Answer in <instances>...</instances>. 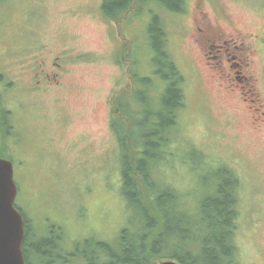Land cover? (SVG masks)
<instances>
[{
  "label": "rangeland",
  "instance_id": "obj_1",
  "mask_svg": "<svg viewBox=\"0 0 264 264\" xmlns=\"http://www.w3.org/2000/svg\"><path fill=\"white\" fill-rule=\"evenodd\" d=\"M101 3L0 0V91L3 107L12 111L6 158L31 243L43 234L60 236L66 254L61 264H80L79 258L67 262L74 249L111 243L124 227L137 228L120 193V148L110 117L120 94L129 98L133 86L142 89L133 84V71L150 77L152 101L158 102L164 83L155 72L149 30L157 16L184 79V106L170 131L169 161L159 163L163 174L155 176L185 194L183 208L192 210L209 193L212 171L230 168L240 181V264H264V116L250 109L253 98L251 107L264 111V0H170L182 10L166 0H133L118 19L106 18ZM203 35L216 44L232 37L251 50V91L222 81L208 67L215 61L206 59L207 43L196 41ZM192 148L204 153L207 166Z\"/></svg>",
  "mask_w": 264,
  "mask_h": 264
},
{
  "label": "trees",
  "instance_id": "obj_2",
  "mask_svg": "<svg viewBox=\"0 0 264 264\" xmlns=\"http://www.w3.org/2000/svg\"><path fill=\"white\" fill-rule=\"evenodd\" d=\"M132 1L102 0L101 11L106 18L118 19L132 7ZM179 1L174 0L175 5ZM166 3L182 10L170 0ZM163 27L160 17L152 18L149 30L155 51V72L164 83L157 104L153 103L149 91L150 77L133 71V84L142 89H133V86L130 91L133 96L129 98L128 92H123L111 108L110 127L120 148V193L126 206L132 209L137 228L131 232L124 227L111 243L97 241L93 248L79 250L78 247L73 250L76 252L73 259L67 262L79 258L80 264H157L171 259L181 264H240L235 240L240 186L236 174L225 165L213 170L209 193L201 195L192 210L183 208L185 194L159 178L162 173L159 163L166 165L170 158L168 149L173 145L170 131L177 125V111L184 106V79L161 38ZM2 77L0 74V82ZM1 97L0 91V157H6L12 111L3 107ZM194 150L199 163L207 166L204 153L195 148L190 153ZM22 214L25 227L22 250L26 264L32 261L61 264L66 255L59 244L62 237L56 239L55 235L51 238L43 234L38 242L31 243V231Z\"/></svg>",
  "mask_w": 264,
  "mask_h": 264
},
{
  "label": "water",
  "instance_id": "obj_3",
  "mask_svg": "<svg viewBox=\"0 0 264 264\" xmlns=\"http://www.w3.org/2000/svg\"><path fill=\"white\" fill-rule=\"evenodd\" d=\"M17 185L12 161L0 158V264H26L22 250L25 235L24 217L15 205ZM157 264H181L162 260Z\"/></svg>",
  "mask_w": 264,
  "mask_h": 264
},
{
  "label": "flooded vegetation",
  "instance_id": "obj_4",
  "mask_svg": "<svg viewBox=\"0 0 264 264\" xmlns=\"http://www.w3.org/2000/svg\"><path fill=\"white\" fill-rule=\"evenodd\" d=\"M198 12H200L199 14L201 16L205 17V15H203V11H200L198 9ZM198 30L201 31V28L198 27ZM220 32L222 33L221 29ZM196 41L199 42L198 44L207 43L204 47L209 50L206 59H213L215 62L214 64L213 63L210 64V62H206V64L212 71H215V73L217 74L220 73L218 74V76L222 81H228L229 79H232L233 81H236L240 84V88L245 89L244 86H247L251 91L250 81L252 80V75L250 73V70H248L250 66L248 52L251 50L246 51L245 47L243 46V43L242 42L239 43L238 41L236 42V40L233 39L232 37L223 40L220 44H216V40L213 38L206 39L204 35L203 37L196 39ZM213 52L215 54L213 56H209V53L212 54ZM230 59H232V61H229ZM228 61L230 62V64H228V68L229 70H232V72H229V70H227L224 65L225 62L227 63ZM40 72H43V70H40ZM55 75L57 74L53 73V76ZM44 76L50 78L51 73L45 72ZM255 100L253 98L250 99V102H252L251 106L254 105L253 103H255ZM261 105L263 106L264 102H262ZM251 106H250L251 112L257 113L259 111L260 117L264 116V111H261L262 109L260 106H254L253 108ZM258 120L262 121L261 118H259ZM254 121L257 122L256 119H254ZM254 127H259V125H256Z\"/></svg>",
  "mask_w": 264,
  "mask_h": 264
}]
</instances>
